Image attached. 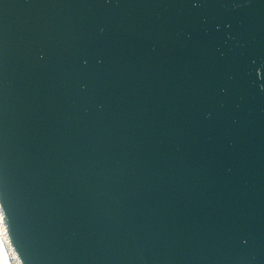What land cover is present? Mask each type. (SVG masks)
<instances>
[{
  "label": "water",
  "instance_id": "95a60500",
  "mask_svg": "<svg viewBox=\"0 0 264 264\" xmlns=\"http://www.w3.org/2000/svg\"><path fill=\"white\" fill-rule=\"evenodd\" d=\"M0 264H264V0H0Z\"/></svg>",
  "mask_w": 264,
  "mask_h": 264
}]
</instances>
